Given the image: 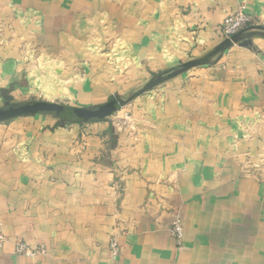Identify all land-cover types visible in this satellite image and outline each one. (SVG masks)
Instances as JSON below:
<instances>
[{
	"label": "crops",
	"instance_id": "crops-1",
	"mask_svg": "<svg viewBox=\"0 0 264 264\" xmlns=\"http://www.w3.org/2000/svg\"><path fill=\"white\" fill-rule=\"evenodd\" d=\"M240 5L264 18V0H0V80L37 61L36 46L61 53L94 35L158 52L161 38L150 33L172 36L180 11L199 12L215 28ZM232 43L228 56L210 61L225 48L218 44L186 75L135 97L141 127L133 138L115 141L102 120L13 124L16 132L1 133L0 264H264V178L239 165L264 143V24ZM175 211L179 251L166 229ZM15 240L47 252L17 255Z\"/></svg>",
	"mask_w": 264,
	"mask_h": 264
},
{
	"label": "rangeland",
	"instance_id": "rangeland-1",
	"mask_svg": "<svg viewBox=\"0 0 264 264\" xmlns=\"http://www.w3.org/2000/svg\"><path fill=\"white\" fill-rule=\"evenodd\" d=\"M238 11H244V7L240 5L223 14L215 28L205 24L203 17L198 14L199 12L180 11L172 28L175 32L172 36L163 33H150L152 34L151 38L158 35L161 38L158 52L154 50L145 52L141 40L131 46V43H126L121 38L116 40L117 42H113L112 39L103 42L100 41V38L93 37L94 35L90 37L89 41L69 44L71 48L68 47L61 53L55 52V50L42 52L36 46L33 53H36L35 60L38 59L37 61L21 67L20 76L13 74L10 78L9 76L1 77L0 107L34 100L56 102L73 107H93L103 104L115 96L120 102L119 108L108 117L98 120H102L104 126L106 124L109 126L108 135L111 134V131L114 132L113 139L115 141L126 138L130 134L133 138L141 127V120L133 110L137 111V108H133L135 97L141 96V92L156 89L161 84L164 85L170 79L171 74L186 75L185 69L182 71L180 67H177L179 64L202 58L218 44L224 43L225 48L219 54L214 51L213 56H209L210 61L217 60L222 54L228 56L231 53L229 45L236 46L232 43V39L239 31L252 25L263 26L264 18L261 15L249 14L251 21L248 25L235 33H229L226 29V18ZM166 21L168 22L163 18L158 22L165 23ZM151 29L149 28L147 31ZM163 29L162 26L161 30L164 31ZM152 30L157 32L159 28ZM146 36L148 37V35ZM245 48L258 53V47L251 44ZM171 54L175 58L171 57ZM173 58L175 60L173 66L157 64L160 59H164L163 63L171 60L169 62L171 64ZM223 59L225 60L224 57ZM155 61L156 66L153 64ZM223 62L221 66H223ZM173 68L176 69L170 71ZM161 72L165 73L161 74ZM5 97H8L7 100ZM48 121L52 125H67L76 122L75 120H62L50 113L27 114L0 122V134L9 137L11 133L16 132L13 131V124H24L25 126L31 123L34 125L43 124ZM89 121H94V119L82 120L80 123ZM10 148V143L5 144L4 150ZM101 152L105 157V151ZM17 154L23 155L20 151ZM239 165L244 175L262 181L264 178V143L255 155L242 154ZM166 229L175 250H181L184 247L183 229L178 211H175ZM1 231L0 227V234L5 237ZM117 235L113 231L108 239V251L111 257H116L121 251ZM20 246H23L24 249H21ZM13 251L17 255L26 257L44 255L47 252L43 245L30 246L22 240L13 242Z\"/></svg>",
	"mask_w": 264,
	"mask_h": 264
},
{
	"label": "water",
	"instance_id": "water-1",
	"mask_svg": "<svg viewBox=\"0 0 264 264\" xmlns=\"http://www.w3.org/2000/svg\"><path fill=\"white\" fill-rule=\"evenodd\" d=\"M6 100L8 97H5ZM120 106L118 98L112 96L103 104L93 107H73L56 102L34 100L25 103L10 104L0 107V122L27 114L50 113L62 120H98L115 112Z\"/></svg>",
	"mask_w": 264,
	"mask_h": 264
},
{
	"label": "built area",
	"instance_id": "built-area-1",
	"mask_svg": "<svg viewBox=\"0 0 264 264\" xmlns=\"http://www.w3.org/2000/svg\"><path fill=\"white\" fill-rule=\"evenodd\" d=\"M249 21H251V17L249 14L245 13L244 11H238L235 13H232L226 18V29L229 33H235L242 29V27H245L249 24ZM5 242V237L0 234V248L3 246ZM21 249H24L23 246H20Z\"/></svg>",
	"mask_w": 264,
	"mask_h": 264
},
{
	"label": "trees",
	"instance_id": "trees-1",
	"mask_svg": "<svg viewBox=\"0 0 264 264\" xmlns=\"http://www.w3.org/2000/svg\"><path fill=\"white\" fill-rule=\"evenodd\" d=\"M190 66H193V63L192 62H187V63H181V64H179V66H177V67H180V69H186V68H188V67H190ZM176 67V68H177ZM176 68H173L172 70H170V71H173V70H175ZM163 73H165V72H161V74H163ZM166 75V74H165ZM171 75H173V74H171ZM76 122H80V121H82V120H75Z\"/></svg>",
	"mask_w": 264,
	"mask_h": 264
}]
</instances>
